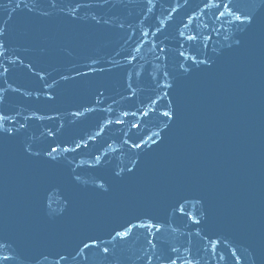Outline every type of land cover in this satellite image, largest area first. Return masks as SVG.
<instances>
[{
  "label": "water",
  "instance_id": "1",
  "mask_svg": "<svg viewBox=\"0 0 264 264\" xmlns=\"http://www.w3.org/2000/svg\"><path fill=\"white\" fill-rule=\"evenodd\" d=\"M0 264H264V0H0Z\"/></svg>",
  "mask_w": 264,
  "mask_h": 264
}]
</instances>
